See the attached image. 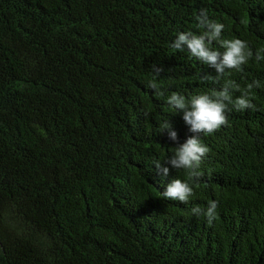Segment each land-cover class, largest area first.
Masks as SVG:
<instances>
[{"label":"trees","instance_id":"1","mask_svg":"<svg viewBox=\"0 0 264 264\" xmlns=\"http://www.w3.org/2000/svg\"><path fill=\"white\" fill-rule=\"evenodd\" d=\"M201 8L264 48V0H0V264H264V61L218 78L172 49ZM228 79L260 82L256 108L202 136L188 204L164 199L185 175L154 167L176 146L162 125L193 135L166 98ZM213 200L212 224L192 214Z\"/></svg>","mask_w":264,"mask_h":264},{"label":"clouds","instance_id":"2","mask_svg":"<svg viewBox=\"0 0 264 264\" xmlns=\"http://www.w3.org/2000/svg\"><path fill=\"white\" fill-rule=\"evenodd\" d=\"M195 19L197 28L201 30L199 34L192 31L178 32L170 47L179 52L187 51L191 58L214 69L218 78L226 73L243 72L244 67L253 58L257 62L264 61V48H259L254 53L246 40L223 38L225 25L211 19L206 8L199 9ZM214 44L218 45V48L213 47ZM163 71L162 66L156 63L151 65L152 78L148 82V88L157 95H163L158 86V78ZM254 87H260V82L254 80L242 89L235 80L228 79L219 90L201 92L190 97L173 92L166 98L167 104L175 113H182V119L193 135L186 138L183 143H178V135L169 121L162 125L160 131L167 129L168 139L176 146L166 160L155 161L154 167L158 174L164 177L169 175L170 168L182 171L185 175L184 179L175 178L167 183L161 193L164 199L182 204L190 202V198L194 196V185L199 183L203 175L201 165L210 152L202 136H211L222 127L228 126L230 111L254 110L256 108L252 103ZM237 92L240 94L234 95ZM217 210L218 202L213 200L208 203L206 209L197 206L192 208L191 212L196 216L203 215L207 222L212 224L218 219Z\"/></svg>","mask_w":264,"mask_h":264}]
</instances>
